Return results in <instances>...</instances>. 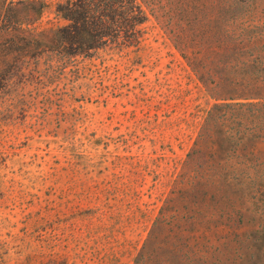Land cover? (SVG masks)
<instances>
[{"label": "rangeland", "instance_id": "rangeland-1", "mask_svg": "<svg viewBox=\"0 0 264 264\" xmlns=\"http://www.w3.org/2000/svg\"><path fill=\"white\" fill-rule=\"evenodd\" d=\"M56 1L0 0V264H264V0L74 55Z\"/></svg>", "mask_w": 264, "mask_h": 264}, {"label": "trees", "instance_id": "trees-1", "mask_svg": "<svg viewBox=\"0 0 264 264\" xmlns=\"http://www.w3.org/2000/svg\"><path fill=\"white\" fill-rule=\"evenodd\" d=\"M56 10L69 22L52 27L46 45L65 55L88 54L99 47L138 44L143 35L140 26L149 19L139 0H57ZM15 24L21 26L22 22L16 20ZM40 35L36 31L33 39L39 40Z\"/></svg>", "mask_w": 264, "mask_h": 264}]
</instances>
